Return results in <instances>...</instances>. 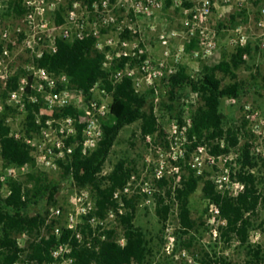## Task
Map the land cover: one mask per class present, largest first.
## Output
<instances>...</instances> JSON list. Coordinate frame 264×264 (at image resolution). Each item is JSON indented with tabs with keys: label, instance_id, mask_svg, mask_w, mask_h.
I'll list each match as a JSON object with an SVG mask.
<instances>
[{
	"label": "rangeland",
	"instance_id": "374dc122",
	"mask_svg": "<svg viewBox=\"0 0 264 264\" xmlns=\"http://www.w3.org/2000/svg\"><path fill=\"white\" fill-rule=\"evenodd\" d=\"M104 1L108 3L105 9L89 7L88 0H0V60H3L9 75V83L0 80V116L6 115L11 133L23 132V128L27 126L28 112L22 111L15 102L9 100L10 82L17 78V88L23 84L29 65L39 62L38 54L41 51L52 48L54 33L59 34L64 30L76 33L82 24L89 29L96 26L113 36V45L105 47L112 49L113 55L117 57L123 50L121 42L129 39L130 48L141 44L154 65V84L150 85L147 79L143 81L156 92L145 107L146 112L153 111L157 117V132L151 138L154 146L149 143L148 134H143L140 120L122 130L104 168L106 175L120 161H127L136 170L135 174L140 180H147L152 175L154 164L157 166L160 158H169L171 149L168 137L174 141L170 130L172 122L194 119L196 112L204 106L202 94L193 90L190 84L171 93L164 83L167 72L171 68L178 71L180 67H185L190 82H198L205 67L215 66L221 61L230 62L239 49L249 47L251 53L246 52L243 63L232 69L236 78L223 73L218 75L224 86L240 82L248 90L240 99H224L221 111L225 130H240V144L247 141L253 144L252 154L259 164L253 173L264 192V0H212V15L202 26L193 22L194 14L201 7V0H153L156 5L149 4V0H97V3L101 6ZM14 5L17 6L13 8ZM72 14L74 21L71 19ZM124 30L129 32L126 34ZM203 36L205 40L202 39ZM39 37L43 40L39 41ZM206 39L213 43L211 50ZM138 62L142 63V60L137 59L133 65L139 68L141 65ZM141 78H144L141 72L133 78L132 85L136 89L142 86L137 85ZM68 85L72 87L70 83ZM254 85L259 90L251 89ZM216 141L211 140L212 147L216 146ZM188 146L193 150L192 143ZM226 157L229 158V164H232L235 176L240 168L239 150L231 149ZM1 159L0 154V164ZM191 160L192 157L182 167L183 176L191 177L188 170ZM33 161V164L25 165H13L5 161L1 175L8 184L20 182L25 191H33L45 180L60 179L61 175L57 176L43 164L35 159ZM223 166V161H219L215 167L206 162L205 173L214 180ZM170 178L173 179L172 176ZM204 183L205 181H201L190 198L191 216L196 227L189 234L183 233L180 224L178 216L181 204L177 195L174 198L166 195L168 191L172 192L173 186H177L173 180L155 191L156 195L150 205H145L142 197L141 205L136 203L134 224L143 229L152 249L143 264H152L157 259H160L161 264H250L245 255V247L237 239L227 242L224 238L215 237V225L210 223V205L202 191ZM63 189H67L64 183L60 191ZM139 189L136 183L132 192H138ZM89 190L96 201L95 191L92 188ZM0 191L7 195L6 189L1 185ZM161 197H165L161 209L166 206L171 208L164 220L157 212ZM53 207L50 203L47 207L42 203L35 206V211L46 220ZM107 218V230L115 229L117 234H124L121 223ZM167 228L175 233L177 243L172 254L160 258L165 244L163 234ZM26 233L29 236L27 242L22 238ZM1 234L0 227V236ZM50 237L51 228L46 223L39 229L14 234L16 240H21V244L29 248L28 260L31 259L33 246ZM250 241L254 246L264 248V209L254 222ZM2 262L0 255V264Z\"/></svg>",
	"mask_w": 264,
	"mask_h": 264
},
{
	"label": "trees",
	"instance_id": "16d2710c",
	"mask_svg": "<svg viewBox=\"0 0 264 264\" xmlns=\"http://www.w3.org/2000/svg\"><path fill=\"white\" fill-rule=\"evenodd\" d=\"M88 1V5H91L96 0ZM15 6L17 5H14L13 8ZM96 45L97 39L94 37L72 42L58 39L56 42L57 52L53 55L44 54L40 59L41 66L56 73L64 72L68 76L73 94H87L100 79H104L105 85L113 93L114 100L109 118L102 123L103 138L93 153L84 156L80 148L76 149L71 159L60 162L63 171L59 180H45L33 191H25L20 182L10 184L8 196L3 195L0 191V227L2 228L0 255L3 264H13L18 260L19 247L14 238L15 233L26 230L33 231L45 224V219L41 215L24 217L21 213L22 210L30 205L39 204L44 198H49V203L55 205V195L71 175L74 176V181L78 186L89 187L95 191L96 214L99 217H105L108 210L117 205L113 198L116 189L127 186L133 172L136 171L127 161H120L109 174H104L105 165L122 130L141 120L144 135L154 134L157 131V117L153 111L150 113L145 111V107L155 92L153 90L144 93L138 92L130 80H123L115 86L111 85L108 81L110 70L104 67L105 55L96 50ZM246 52L251 53V49L249 47L239 49L230 62L221 61L215 66L205 67L198 82H190L186 68L180 67L171 76L169 88L171 93H174L175 90L190 84L193 90L202 94L204 106L194 116L192 134H196L199 140L204 137L205 132L208 133L210 140H225V147L222 149L218 145L213 146V153L220 155L228 154L231 149L239 150L238 164L240 168L234 177L246 182L245 191L239 193L237 197L222 194L217 190L212 180L204 183L202 191L209 205L215 204L219 209L220 218L224 222L219 227L221 238L227 242L237 239L245 247V255L250 264H263V246H254L250 241L254 222L260 211L264 209V192L261 191L259 180L253 173L259 164L256 156L252 154L253 144L248 141L243 145L240 144L241 131L225 130L224 115L221 111L224 99H240L247 94L248 90L240 82L224 86L218 77L219 73H223L236 78L232 69L233 67L238 68L243 63V55ZM129 61V58L117 60L114 70L125 69ZM16 88L17 78L10 82L8 90L13 91ZM251 89L259 90L256 85ZM27 110L29 131H39L42 125L36 123L34 112H39L41 105H35L28 101ZM85 110L86 106H83L80 111L70 106L58 117L76 114L84 116ZM6 118V115L0 116L2 158L13 165L33 164L34 161L28 146L12 136L11 127L6 123ZM45 120H47V116L44 118V124ZM78 129L81 132V124ZM201 181L202 178H197L191 173V177L184 180L183 187L177 190V198L181 204L179 220L184 234H189L196 227L191 216L190 198L197 191ZM167 185L166 181H162L161 187ZM166 195L172 196V193L168 191ZM164 199L165 197H161L160 208L157 211L163 220L171 209L169 206L161 209L165 202ZM127 206L130 211L121 218L127 239L126 245L122 247L116 242L115 229L105 232L104 240L96 237L92 244L88 245L87 239L92 235V229L90 225H86L83 230L84 243L76 245L73 250L75 264H143L145 262L149 253H152V249L149 247V241L143 229L134 224L136 203L127 201ZM69 235L70 232L66 231L64 240H67ZM55 240V237L51 236L50 239H43L40 244L34 245L30 258L39 262L49 259V248Z\"/></svg>",
	"mask_w": 264,
	"mask_h": 264
},
{
	"label": "built area",
	"instance_id": "2783aa9c",
	"mask_svg": "<svg viewBox=\"0 0 264 264\" xmlns=\"http://www.w3.org/2000/svg\"><path fill=\"white\" fill-rule=\"evenodd\" d=\"M225 1L229 2L230 0ZM201 2L202 4L199 11L193 16V22L197 26L204 25L205 21L210 19L212 15V0H201ZM107 4V1H104L103 4L99 6L96 0L88 6H98L105 9ZM149 4L156 5L153 0H149ZM262 14L264 16V8L262 9ZM71 19L74 21L73 14ZM261 25L263 27V24ZM124 31V33L129 32V30ZM53 35L54 44L52 48L50 50L41 51L38 54L39 59H41L44 54L53 55L57 52L56 42L58 39H65L72 42L83 40L87 37H94L97 39L96 50L105 55L106 60L104 67L110 70L108 81L111 85L115 86L123 80H130L132 83L136 74L141 72L144 74V78H141V80L139 79L137 85L142 84V86L135 89L141 93L153 89L149 88L148 85L154 84L156 72L154 71L151 57L146 55L144 49L141 48V44H135L130 48V40H123L121 42L123 50L116 57L113 55L112 49L105 48L106 46L110 47L113 45V36L110 33L102 32V30L96 26L89 29L88 26L82 24L79 32L74 33L69 30H64L59 32V34L54 33ZM202 39L205 40V37L203 36ZM42 40L43 38L39 37V41ZM206 40H208L209 49L213 48V43L210 42L209 39ZM122 58L130 59L125 69L114 70L116 61ZM137 59L142 60V63L138 62L141 65L139 68L133 65ZM157 67L159 68V66ZM158 73L160 72L158 71ZM175 73L176 71L173 68L167 72L164 82L167 88H169L171 76ZM144 79H147L149 84H145L143 82ZM0 80L9 83L8 71L3 60H0ZM162 80L163 76L161 75V81ZM69 83L70 80L64 72L56 73L49 68L43 67L40 65L39 60V62L29 65L28 74L23 84L9 94V100L15 102L24 112H28V101L35 105H41V110L39 112H34L36 123L42 125L39 131H29L28 126H26L23 128L21 134L19 132L11 134L17 140L22 141L28 146L33 159L47 167L51 173L55 172L57 176H60L63 171L60 162L71 159L76 149L80 148L82 154L88 156L99 147L103 138L102 123L109 118L114 100L113 93L105 85L104 79H100L87 94H73L68 85ZM70 106L75 107L77 111H80L83 106H86L85 115L78 116L76 114L68 117H58V115H61L63 111ZM45 116H47V120H45L44 124ZM80 124L82 125L81 132L78 129ZM193 124L192 118L183 122L179 120L172 122L171 129H169L172 132L174 141L172 138L168 137L169 147L171 149L169 158H160L159 164L157 166L154 164L151 172L152 175L148 177L147 180H140L135 172H133L127 186L116 189L113 198L117 205L109 209L106 216L103 218L96 214V201L91 197L89 187L83 188L78 186L74 181V176L71 175V177L64 182L67 189H63L55 195L56 204L52 208L51 214L45 220V223L51 228V236L56 239L49 248V259L43 262L31 259L28 260L27 253L29 248L23 246L21 240H17L19 257L13 264H75L73 250L76 245L84 243L83 230L86 225H90L92 229V235L87 239L88 245H91L93 239L96 237L101 240L105 239V232L108 231L105 225L108 219L107 217L111 218L114 222L121 223L122 216L129 210L127 201H134L140 206L141 197L145 205H150L156 195L155 191L159 190V188L161 189L162 181H166L167 183L169 181L170 183V181L173 180L176 183L177 186H173L171 192L172 198L176 197L177 189L182 188L184 180L190 177L183 176L182 173L184 172L182 167L186 165L191 157L192 160L188 163L190 174L193 173L197 178H202V181L205 182L212 180L205 173L206 162L212 167H215L219 164V161H223V169L217 177L212 180L217 190L222 194H228L232 197H237L239 193L244 192L246 189V182L234 177L232 173V164H229V158H227L224 153L220 155L213 153V147L211 146V140L208 139L207 132H205L201 140H199L196 134H192ZM154 134L147 135L151 146H154L153 142H151L152 135ZM223 141H216V145L223 149L225 147V142ZM190 143L194 146L193 150L188 146ZM1 150L0 143V154ZM191 153L192 156H190ZM187 157H189V160ZM3 163L5 164L6 162L2 158L0 164V185L6 189V196H8L10 194V184H8L6 178L1 175ZM226 164H228V167ZM171 176L173 179L170 178ZM136 183L137 188L139 186L140 189L138 192H132V187ZM160 193L163 194V192ZM42 203L47 207L49 198H44L39 204H33L23 209L21 212L22 215L24 217L38 216V213L35 211V206L41 205ZM209 209L211 216L210 223L215 225L213 231L214 235L216 238H220L219 227L223 225L224 222L221 220L219 209L215 204H210ZM66 231L70 232V235L67 240H64ZM22 238L26 242L29 240L27 233L24 234ZM163 238L165 239V244L160 258H166V256L172 254L177 243V236L174 232H171L170 228L164 230ZM115 240L120 246L124 247L127 243L125 232L122 235L116 232ZM183 255L187 256L186 252H183ZM152 264H161V261L157 259Z\"/></svg>",
	"mask_w": 264,
	"mask_h": 264
}]
</instances>
